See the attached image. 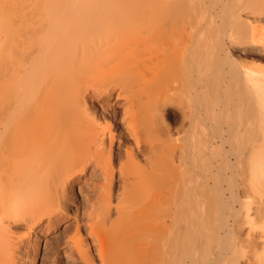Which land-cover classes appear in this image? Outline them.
Instances as JSON below:
<instances>
[{
    "label": "bare ground",
    "instance_id": "1",
    "mask_svg": "<svg viewBox=\"0 0 264 264\" xmlns=\"http://www.w3.org/2000/svg\"><path fill=\"white\" fill-rule=\"evenodd\" d=\"M218 1L0 0V264H32L39 242L35 230L49 233L68 217V208L80 212L83 203L87 209L74 216L65 241L75 248L79 264H188L202 246V237L189 228L197 224L198 229L200 213H205L201 193L208 198L216 187L211 183L216 181L215 160L230 163L234 155L237 163L247 152L234 127L237 121L252 122L257 129L246 148L252 150L251 177L264 183V105L257 121L250 99L264 88V66L254 69L251 60L253 69L249 62L245 70L222 69L231 89L243 91L235 111L244 119L225 116L229 102L213 91L200 94V60L207 41L200 35L206 36L205 29L229 33L223 27L233 22L239 32L233 30L232 39L249 32L253 41L259 32L258 25H247L235 14L238 8L246 11V0L233 8L232 22L228 5L213 10ZM252 5L246 15H256ZM226 10L228 16L222 18ZM255 49L249 52L263 55ZM89 74L99 81L90 80L92 90L86 85ZM237 171L232 177L237 178ZM223 172L219 175L228 176ZM97 177L104 180L99 183ZM86 188L92 191L79 202ZM219 193L236 215L242 196L232 191L225 197L224 189ZM213 201L206 199L209 206ZM230 216L216 215L219 229L227 228L224 236L236 229ZM211 251L213 264H219L222 255Z\"/></svg>",
    "mask_w": 264,
    "mask_h": 264
},
{
    "label": "rangeland",
    "instance_id": "2",
    "mask_svg": "<svg viewBox=\"0 0 264 264\" xmlns=\"http://www.w3.org/2000/svg\"><path fill=\"white\" fill-rule=\"evenodd\" d=\"M222 1H223V5H222ZM225 0H220V1H218V3L217 2H215L214 4H213V6H215V9H213L214 11H218V10H220V7L222 8L224 5L225 6H229L230 8L229 9H231L229 12L226 10V11H224V14H222V18H223V16L225 17V15H226V13L228 12L229 14V16L228 15H226V17L228 16V19L231 21V18H233V16L236 14V13H240V18H239V20H243L244 22H246L247 23V25L248 24H256V25H258V27H259V29H258V36H257V39L255 40V41H253L251 38H250V34H249V32H248V34L246 33V37H247V35L249 36L247 39H246V37L244 38V36H245V33H243L242 32V34L244 35L243 36V38L241 37L242 35H240L239 37H237V36H235L234 35V38L236 39V41H238L239 43L238 44H236V43H234L235 42V39L233 38L232 39V37L230 36L231 34H232V31L234 30V28H236L237 29V27H235L234 26V28H233V22L232 23H228L227 25H228V27H227V25H225L224 27H223V29L225 28L226 30H227V32H229V33H226V31H224L225 33H223L222 32V34L219 32L220 31V29H219V27H218V31L217 32H215L214 34H213V32H214V29L212 30V29H209V28H207V29H205L206 30V36H205V33H202L200 36V39L203 41L204 39H207V41H206V43L204 44V48H205V50H204V52H205V54H204V57H202V59L200 60V69H199V76H200V78H201V93L200 94H205L206 93V91H208L209 92V90H210V92L211 91H213L214 93L213 94H217V97H222L223 99H225L226 100V104H227V101L229 102L228 104H231V106L233 107V109H231L232 107L230 106V105H228L227 104V108L229 109V110H231V111H229L230 113L234 110V112H236L235 111V109L236 110H239V108L237 107L238 106V104L236 103V102H238L239 103V100H240V98L238 99V95H239V93H240V95H241V93L243 92L242 90L241 91H237V92H235L236 90H234L233 88L231 89V84H230V76L228 75V72L227 71H229L230 70V68L232 67V66H234V67H237L238 69H240V70H245L248 66H250L251 64H252V62L254 61V64H253V66H254V69H260L259 67L260 66H264V0H258V2H256V0H254V2L252 1V0H250V2H248L247 0L245 1V2H247V3H250L249 5L246 3V5H244L245 3L243 2V0H240V3L241 2H243L242 4V6H245V8H246V11L244 10V8L242 7V6H240V8H243V9H241V11H243V12H239V8L237 9V8H235L236 6H238V4H237V2L239 3V0H228L229 2H230V4H227V2L225 1ZM231 1H232V3H231ZM217 3V4H216ZM207 4H209V2H207ZM222 6H221V5ZM251 4H253L254 6H256V7H253V9L254 8H256L257 9V13H256V15L255 14H253V12L251 13H247V15H246V13L245 12H249V11H251L252 9H251ZM216 5H217V7H216ZM252 5V6H253ZM209 6H210V4H209ZM220 6V7H219ZM248 6H249V8L250 9H248ZM233 8H235V9H237L236 10V12H235V10L233 9ZM249 10V11H248ZM232 11V12H231ZM254 11V10H253ZM222 12V11H221ZM221 12H219L220 14H221ZM234 12H235V14H234ZM255 12V11H254ZM214 13H216V12H214ZM223 13V12H222ZM231 14V15H230ZM232 14H233V16H232ZM251 14H253V15H251ZM260 14H262V15H260ZM236 15H238V14H236ZM220 16H218V17H216V21H217V24L219 25V23L221 24V17ZM239 16V15H238ZM253 16H256L255 18L253 17ZM235 17V16H234ZM237 17V16H236ZM253 17V18H252ZM252 19V20H251ZM255 20V22H253ZM241 22V21H240ZM205 24V23H204ZM203 24V25H204ZM216 24V25H217ZM244 25H245V23H244ZM204 26H208V24H205ZM237 26V25H236ZM227 27V28H226ZM231 27V28H230ZM234 30V33H236L235 31H238V30ZM239 29V28H238ZM205 30H204V32H205ZM215 30H217V29H215ZM230 30H231V33H230ZM240 30V29H239ZM246 30V29H245ZM221 31H222V29H221ZM239 32V31H238ZM208 34V35H207ZM212 34V35H211ZM224 34H225V36H224ZM230 34V35H229ZM237 34V33H236ZM214 35V36H213ZM221 35H223L222 37L224 38H221ZM203 37H204V39H203ZM217 38V40H214L215 38ZM230 37H231V39H230ZM218 38H219V40H218ZM227 39V40H226ZM229 39H230V41H229ZM238 39V40H237ZM222 40H223V42H224V44L222 45ZM244 40H245V44H244V46H242L243 45V43H244ZM234 41V42H233ZM215 42V43H214ZM220 42V43H219ZM229 42V43H228ZM247 42V43H246ZM232 43V44H231ZM218 44H219V46H218ZM230 44V45H229ZM240 44V46H238ZM247 44V45H246ZM251 44V45H250ZM207 45V46H206ZM221 45V46H220ZM254 45H255V47H254ZM222 46H224V49H223V47ZM250 46V47H249ZM252 46V47H251ZM231 47V48H230ZM246 49H245V48ZM256 48L255 50L256 51H258L257 49H262V53H263V55H256V54H253V53H251V52H249L251 49H254V48ZM233 48V49H232ZM217 50V51H216ZM224 51V52H223ZM246 52V53H245ZM216 53V54H215ZM220 54V55H219ZM224 54H225V56H224ZM227 55H228V57H227ZM239 55V56H238ZM222 56H224V57H227V58H222ZM250 58H249V57ZM220 57L222 58V59H224L223 61L220 59ZM243 57V58H242ZM244 57H246V58H244ZM249 59H248V58ZM253 58V59H252ZM217 59V60H216ZM225 59L228 61L229 59V61L227 62V61H225ZM246 60V59H248L247 61H243V60ZM215 60V61H214ZM219 60V61H218ZM252 60V61H251ZM256 60V61H255ZM262 60V61H261ZM212 61V62H211ZM214 61V62H213ZM220 61H221V63H220ZM225 61V62H224ZM250 61H251V64H250ZM220 63L219 65L217 64V63ZM241 62V63H240ZM249 62V63H248ZM258 62V63H257ZM261 62V63H260ZM224 63V64H223ZM247 63H248V66H247ZM256 63V64H255ZM260 63V64H259ZM263 63V64H262ZM250 64V65H249ZM212 65V66H211ZM215 65H217V66H215ZM224 65V66H223ZM240 65V66H239ZM245 65V66H244ZM260 65V66H259ZM211 66V67H210ZM230 66V68L228 69L227 67H229ZM246 67V68H245ZM251 69H253L252 68V65H251V67H250ZM214 69H215V71H214ZM226 70L227 69V71H224L223 72V70ZM205 70V71H204ZM213 71V75H211V72ZM208 72V73H207ZM95 74H97V73H94V75ZM207 74V75H206ZM89 76V77H88ZM87 76V78H86V85H88L87 87L89 88V90H92V88L91 87H89V84L88 83H91L90 82V80L92 81V79L94 80L95 78V80L93 81V82H95V83H98L99 81H96L97 80V75L95 76V78H91V76H93V75H88ZM209 76H210V78H209ZM227 76V77H226ZM99 77V76H98ZM219 77L220 78H222L221 80L219 79ZM100 79H101V77H99ZM99 78H98V80H99ZM212 78V79H211ZM209 79V80H208ZM214 79V80H213ZM211 80V81H210ZM206 81V82H205ZM213 81V82H212ZM224 81H225V84H227V85H224ZM92 82V83H93ZM215 82V83H214ZM227 82V83H226ZM91 83V84H92ZM210 83V84H209ZM208 84V85H207ZM216 85V86H215ZM208 86H210V87H208ZM227 87V91H226V87ZM212 87V88H211ZM203 88V89H202ZM209 88V89H208ZM211 88V89H210ZM214 88V89H213ZM213 89V90H212ZM230 90H232V91H230ZM254 91V90H253ZM257 91H258V93H259V95H258V93H257ZM264 88L263 89H260V90H255L254 92H253V95H254V97L252 96V94H251V96H250V99L254 102L253 104H255V107H256V112H257V114H256V120L257 121H259L260 120V113L262 112V106L264 105ZM232 92V93H231ZM234 92V93H233ZM219 93V94H218ZM251 93H252V91H251ZM207 94V93H206ZM209 94V93H208ZM210 94H212V92L210 93ZM226 94V95H225ZM230 94L232 95V97L230 96ZM237 94V98H236V95ZM244 94V93H243ZM246 94V93H245ZM239 95V96H240ZM250 95V94H249ZM255 95H258V96H255ZM225 97V98H224ZM248 97V96H247ZM247 97H246V102L247 101H250V100H248L247 99ZM249 98V97H248ZM253 98V99H252ZM115 99V98H114ZM114 99H112V101H116V99L114 100ZM251 101V102H252ZM106 102V101H105ZM241 102V101H240ZM245 101H244V105H246L245 103H246ZM259 102V103H258ZM103 103V102H102ZM261 103H262V105H261ZM237 104V105H236ZM243 104V102L241 103V109H243L242 107L244 106V105H242ZM235 106V107H234ZM226 108V109H227ZM238 108V109H237ZM225 109V110H226ZM226 111H228V110H226ZM227 113V112H226ZM230 113L229 114H226L225 116H228V117H230L231 119H235V118H237V120H240V117H241V115L239 114V113H237L236 115L234 114V113H232L231 115H230ZM107 113H105V115H106ZM234 114V115H233ZM239 114V115H238ZM237 115L239 116V117H237ZM235 118H234V117ZM259 119H258V118ZM242 119H244L245 117L243 116V117H241ZM102 120V119H101ZM106 120H108V119H106ZM252 120V119H251ZM251 120H250V122H251ZM242 124V126H241V124ZM240 123H238V121L236 122V124H235V128L236 129H239V136H241V138H243L244 140H241V142H242V144H243V142H244V145H243V151L244 152H246V154L244 155H241L240 157H238V161H237V163H235L236 161H235V156L234 155H231L230 156V158L232 159V161H234L233 163H232V161L230 162V163H228V161H226V160H223V158H217V160H215V173H216V181L215 182H211L212 184H216V187H214V188H212L210 191H212L211 193H209V194H211V195H213V197H215V201H213L211 198L209 199V197H211L209 194L207 195V197L208 198H206V196L204 195L203 196V194L201 193V195H200V197H201V199H202V203H203V201H205V205H203L204 206V211H205V213H200L201 215V217L199 218V221H198V223L201 221V224L199 223V227H198V229H196L197 227H196V225H195V228H194V226H192V228L190 227L189 228V230L191 231V229L192 230H195L196 231V233H198V235H199V238L201 239V237H202V246H201V248H200V250L198 251V254H197V256L195 257V259H192V260H188V264H204L205 263V261L206 260H208V259H211V261H212V263L211 264H213V262H214V255H213V253L211 254V250H213V252H214V254H215V256L216 257H219L220 255L219 254H221L222 256V259H221V261L217 258V260L218 261H220L219 262V264H260L261 262V264H264V262H263V260L264 259H262V258H264V254H263V252H264V183H261L260 185L257 183V182H255L254 180H253V177H251V171H249V170H251V165L253 164L252 163V157H249V156H251V152H252V150L250 149V150H247V148H246V144H247V142L249 141V139H250V137L251 136H255L256 135V132H257V129H256V131H255V128H254V124L252 123H250L249 124V122L247 121L246 123H245V121H242V122H240ZM246 124V126H248L249 125V130H248V132H247V128L248 127H246L245 125H243V124ZM261 125V123H259L258 122V126H260ZM253 126V127H252ZM244 127V128H243ZM254 128V129H253ZM245 130V131H244ZM251 131V132H250ZM246 132V133H245ZM249 132H250V134H249ZM243 136V137H242ZM247 138V139H246ZM249 138V139H248ZM246 139V140H245ZM108 140H110V139H108ZM109 142V141H108ZM257 143H259V144H257ZM256 144V146H258V147H260L261 146V143L262 142H257ZM228 147L227 148H229V145H227ZM264 149V148H263ZM249 151V152H248ZM246 156H248V157H246ZM251 158V159H250ZM241 159H243V161H240ZM221 160V161H220ZM251 161V162H250ZM224 163V165L223 166H220V163ZM216 163H218V164H216ZM232 164H233V166L235 167V165H236V171H237V174H236V176H237V178L236 177H234V175H233V177H232V174H233V172H236L235 171V169L233 168V166H232ZM218 165H219V168H218ZM242 165H243V167L244 168H246L247 169V171H246V169H244L243 167H242ZM230 166V167H229ZM224 167V169H222ZM229 168L228 170L226 169V168ZM240 170H239V169ZM242 169H244V170H242ZM220 170H221V172H223V170H225V172H223L222 174H224V173H227L228 174V176H223V175H219V174H221V172H220ZM231 170V171H230ZM233 170V171H232ZM242 170V171H241ZM227 171V172H226ZM240 171V172H239ZM246 171V172H245ZM249 171V172H248ZM239 173H241V174H243V175H240ZM245 173H248V178H245L246 177V175L247 174H245ZM202 175V174H201ZM223 176V179L221 178V177ZM244 176V177H243ZM235 180H234V179ZM245 178V179H244ZM233 179V181H234V183L233 184H235L234 186H232L231 185V182L229 181V180H232ZM238 179V180H237ZM242 179H244V181H242ZM252 179V180H251ZM99 180H101V181H99ZM102 180H104V178L103 177H97V180H95V181H98L99 183L100 182H102ZM202 181H203V179H202ZM250 183H249V182ZM98 182H97V184H98ZM246 184V185H244V184ZM80 185V184H79ZM79 185L75 188V191L77 190V191H79ZM243 187H246V190H247V187L249 188V190H251V193H249L248 191L249 190H245V191H243ZM258 187V190L259 191H261L260 193H257L256 195L255 194H253L252 192H256V191H258L256 188ZM221 189H224V193H225V197H228V196H230L231 195V193H232V191H233V194H239V195H241L242 196V199H243V204H239V203H236L235 204V206H236V209L238 210V212H237V214L236 215H234V212H233V210H232V213H231V211L228 209L227 210V204L226 203H224V202H222L223 200H222V198H220L221 197V194L219 193L220 191H221ZM256 189V190H255ZM91 189H88V188H86V191H85V193L84 194H81L80 196H79V202H84V201H86V199L89 197L88 195H90V193H91ZM245 192H247V193H245ZM88 193V194H87ZM218 193V194H217ZM246 194V195H245ZM259 194H262V196L260 197L259 196ZM84 195V196H83ZM248 195V196H247ZM212 197V198H213ZM216 197H217V199H220L219 201L216 199ZM260 197V198H259ZM85 198V199H84ZM250 198V199H249ZM206 199H207V201H210V202H214V203H212V204H214V205H212L210 202V206L206 203ZM209 199V200H208ZM214 199V198H213ZM217 200V201H216ZM259 201H261V205H260V203H259ZM171 203H173V202H171ZM220 203H224L223 204V206H225L222 210H221V204ZM217 204V205H216ZM218 204H220V207L218 206ZM169 205H171V204H169ZM208 207H207V206ZM216 205V206H215ZM259 206L260 208H253V207H256V206ZM205 206H206V208H205ZM213 206H215L214 208H216V209H214V208H212ZM262 206V207H261ZM85 207V208H84ZM209 207H211L210 209H209ZM218 207L220 208V209H218ZM69 210H67V214H68V217L67 218H64L63 220H61L60 222H59V224L57 225V227L56 228H54V229H51L50 231H49V233L48 232H46V231H43V230H39V228H37L36 230H35V232L34 233H37V235H38V239H39V242H38V251H37V255H36V257H34V258H32V259H30V261H32V264H55L56 262H58V263H56V264H79V261H78V256H77V253H76V251H75V248L73 247V246H70L69 244H66L67 243V241H68V236L69 235H71V232L73 231V229H74V226H75V224H73L74 223V216H76V215H79V216H83V213H81V212H84L85 213V211H86V209H87V207H86V203H83V205H82V208H80L79 210H80V212H78L77 211V208L76 207H71V208H68ZM82 209V210H81ZM85 209V210H84ZM211 209H212V211L214 212V214H216L217 216H219V215H221V213L222 212H224L226 215H231L230 217H229V223L230 222H232L233 221V223H234V225L233 226H235L236 227V229H231V231L228 229V232H229V234L228 235H225L224 236V232H225V229L227 230V228H225V229H222V230H220L221 228L219 227L220 226V218H218V217H216V215L215 216H212L213 214H210V213H213V212H211ZM225 209L227 210V211H225ZM208 210H210V212H209V214H208ZM215 210H216V212H215ZM220 210L222 211L221 213H220ZM230 211V212H229ZM203 212V211H202ZM204 214H207L208 216L210 215V217H205L204 218ZM175 215H176V213H175ZM232 215H234V216H232ZM213 218V219H215V218H217V219H215V220H213V219H210V218ZM215 217V218H214ZM73 218V219H72ZM207 218H209V220L207 219ZM204 219H206V221H211V224L209 223V225L210 226H208V222L206 223V221L205 222H203L204 221ZM72 220H73V222H72ZM226 221V220H225ZM205 223H206V225H205ZM206 226H204V225ZM223 224V223H222ZM231 224V223H230ZM73 225V226H72ZM198 226V225H197ZM203 226V227H202ZM232 226V227H233ZM72 228V230H71V228ZM216 227V228H215ZM235 227H233V228H235ZM69 228V229H68ZM206 228H209L208 229V232H207V229ZM220 228V229H219ZM201 229V230H200ZM216 229V230H215ZM206 230V231H205ZM24 231V230H23ZM64 231V232H63ZM202 232V234H201V232ZM200 232V233H199ZM212 232H213V234L214 235H216V236H214L213 237V235H212ZM214 232H216V234L214 233ZM251 232V233H250ZM65 233H67V235L65 234ZM33 234V233H32ZM40 234V235H39ZM63 234H65L64 236H63ZM69 234V235H68ZM219 236H218V235ZM231 234V235H230ZM34 235V234H33ZM208 235V236H207ZM209 235L210 236H212V237H209ZM260 235H262V236H260ZM260 236V237H259ZM64 237V238H63ZM207 239H206V238ZM219 237V238H218ZM65 239V240H64ZM67 239V240H66ZM205 239V240H204ZM211 239H213V241H211ZM250 240V242H249V240ZM64 240V241H63ZM217 240V241H216ZM263 240V241H262ZM65 241H66V243H65ZM206 241H208V242H206ZM65 243V244H64ZM224 243V244H223ZM211 244V245H210ZM218 245V246H216V245ZM220 244H221V247H220ZM224 246H223V245ZM215 245V246H214ZM254 245V246H253ZM212 246V247H211ZM250 246V247H249ZM252 246V247H251ZM207 247V248H206ZM218 247V248H217ZM55 248V249H54ZM222 248V249H221ZM251 248L253 249V250H251ZM221 251H220V250ZM49 250V251H48ZM262 252H261V251ZM56 251V252H55ZM201 251V253H199ZM220 251V253H218ZM227 251V252H226ZM248 251V252H247ZM53 252H55V253H53ZM226 252V253H225ZM251 252V253H250ZM224 253V254H223ZM250 253V254H249ZM262 253V257H261V255H259V254H261ZM252 254V255H251ZM55 255V256H54ZM209 256V258L207 259V258H205V256ZM217 255H219V256H217ZM51 256V257H50ZM252 256V257H251ZM211 257V258H210ZM198 258V259H197ZM203 258V259H202ZM220 258V257H219ZM260 258V259H259ZM206 259V260H205ZM250 259V260H249ZM54 260V261H53ZM203 260V261H202ZM262 260V261H261ZM260 261V262H259ZM207 262V261H206ZM254 262H256V263H254ZM218 263V262H217ZM206 264V263H205ZM214 264H216V263H214Z\"/></svg>",
    "mask_w": 264,
    "mask_h": 264
}]
</instances>
